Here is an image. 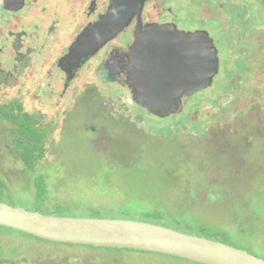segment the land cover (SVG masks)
Segmentation results:
<instances>
[{
    "label": "rangeland",
    "instance_id": "374dc122",
    "mask_svg": "<svg viewBox=\"0 0 264 264\" xmlns=\"http://www.w3.org/2000/svg\"><path fill=\"white\" fill-rule=\"evenodd\" d=\"M254 2L261 3L260 13L252 16L256 24L238 30L239 35L249 36L250 47H257L258 41L262 43L260 50L249 48L246 59L249 72L243 73L239 53L230 56L232 50L241 46L239 40L228 48L220 45L219 69L212 84L183 97L179 110L153 105L143 111L129 98L123 84L99 76L97 73L103 72L100 69L95 73L98 80L92 81L91 65H87L84 82L72 83L75 88L86 84L84 97L64 98L62 73L51 72L53 80H47L46 71L41 69H21L18 80L9 77L5 81L1 75L0 99L23 93L29 113L44 115L48 126L58 125L47 144L45 157L35 167L51 175L44 187L49 198L54 199L44 200L42 206L66 209L85 217L126 216L140 221L158 204L172 200L173 205L180 207L179 210L173 207L177 218L184 217L185 224L226 231L224 239L237 247L247 246L248 238L264 244V0H229V8L253 9ZM191 10L199 9L189 6ZM59 14L63 18L67 13ZM5 18L9 15L5 14ZM19 28L16 33L21 30L27 33L18 34L23 35L22 41H37L30 37L35 33L41 38L43 49L64 48L66 34L61 28L50 36L39 33L33 24ZM208 30L211 36L222 40L215 29ZM14 37L12 34L5 46L1 42L5 68H12L14 63L10 53ZM103 51L90 53L84 61L93 62L92 57L102 55ZM49 55L51 64L56 56ZM237 74L252 76L257 85L238 89V93L235 88L230 92L229 84L234 87L238 84ZM40 83L41 87L36 88ZM46 86L50 87L49 93ZM10 126L6 120H0V177L1 170L28 169L21 158L13 161V155L19 156L7 129ZM59 175L65 177H54ZM27 188L32 196L34 188L30 185ZM3 196L26 209L33 206L17 188H13L12 196ZM188 204L196 209L189 214L182 211ZM170 216L171 213L165 215ZM149 221L156 223L157 218L151 216ZM172 221L171 217L167 223L171 225ZM240 231H246L245 235H237ZM22 232L0 225V256L5 264H29L30 257L44 247L45 241ZM250 250L264 257V247ZM151 255L146 253L145 257ZM156 256L154 259L164 264H185L176 258Z\"/></svg>",
    "mask_w": 264,
    "mask_h": 264
},
{
    "label": "flooded vegetation",
    "instance_id": "af4514ba",
    "mask_svg": "<svg viewBox=\"0 0 264 264\" xmlns=\"http://www.w3.org/2000/svg\"><path fill=\"white\" fill-rule=\"evenodd\" d=\"M115 1H119V4ZM140 1L141 0H0V77L2 75L5 81L9 77H14V79L18 80L17 76L20 75L19 71L21 69H29V71L32 69L35 71L41 69L46 71L47 80H53L50 77L52 75L51 72L62 73V93L64 94V98L68 96H71V98L72 96L84 97L83 94L86 91V84L83 83L75 88L72 87V83L76 81L84 82L86 75H88V73H86L87 65H91L93 66L90 73L91 77L93 76L92 81L98 80L95 73H97V69H100L103 72L97 73L99 76L111 79L110 82L114 81L123 84L132 102L145 111L147 109L142 104L136 103L133 100V96L137 95L134 93L146 92L149 88V85L144 86L142 84L144 80L142 72L148 71L147 64H149V62H156V59L151 57V52L142 51L139 47L143 46L147 40H150L149 31L159 26H167L165 28V30L168 31L166 33L167 35L180 32L194 33L197 31H205L213 40L218 54V47L220 45L224 44L226 48H228L233 45L236 39L239 40L241 46L237 50H232L230 56L232 57L234 52L239 53L243 59V73L249 72V69L246 68V59L250 52L249 48L252 50L258 47L260 50L262 43L258 41L256 43L257 47H250L248 41L249 36L244 37L239 35L238 30L248 24H252L254 27L256 23L252 21V16L256 13H260L261 3L258 4L254 2L253 9L231 10L229 8L231 7L229 0H142V10L139 14L138 8L141 4ZM189 6H195L199 10L189 11ZM117 7L119 10L121 8L123 12L128 11V13H132L129 24L121 30V33L117 37L115 36L116 38H112L103 45L100 51H95V53H101L105 50L102 55L98 54L93 56V62H85L84 59L89 56V54L81 56L85 52V49L87 47H94L99 43L97 42L98 35L90 32L91 26L97 23L101 16L109 12L113 13ZM220 9L222 13H220ZM59 13L67 14L61 18ZM5 14H8L9 18H5ZM233 14H235V16H233ZM214 22H219V25L215 27ZM9 23H11L12 27L18 29L10 30L9 27L11 26H7ZM31 24L34 25L39 33H46L48 36L56 33L60 28L63 29L66 34L63 40L64 48L61 46V48L56 51L43 49L42 40L39 35L35 33H31L30 37L37 41L27 42V39L22 41V36H26L27 33L22 30L16 33L20 30L19 26L21 25V29H24V27ZM220 24H222L221 27ZM208 28L215 29V33L219 34L222 40L219 41L211 36ZM12 34H14L15 37L12 40V49L10 53L13 55L12 58L14 63L12 68H5L3 67L5 63L1 61V53L4 51L1 47V42L2 45L5 46L4 43H9V37ZM34 34L36 36H34ZM50 53L56 56V59L52 61L51 64H49L51 59ZM237 75L238 84L235 85V87L233 84H229L230 92L234 90V88L237 92L238 89L244 88L246 90L257 85V80L253 79L252 76L247 75L245 77L241 76V74ZM46 78L42 77V80H46ZM41 85L42 83L38 84L36 88L41 87ZM69 85L71 87H69ZM68 87L72 90H68ZM46 88L49 93L50 87L46 86ZM52 90L53 87H51V92ZM18 92L19 91H17V93ZM70 93L71 95H69ZM17 97L20 98L22 110L28 112L24 106L25 97L23 93L17 95ZM141 97H144L143 93ZM81 101L82 100L79 99V104H81ZM253 102L256 101L253 100ZM143 103H146L145 100H143ZM13 161H19V159L14 158ZM44 173L45 171L32 169L1 170V201L26 209V207L22 205L11 203L10 200L3 196H12L13 188H17L20 190L21 195L28 197L29 203L33 205L30 209L26 210L54 216L93 218L75 214L62 208L51 209L42 206V204L45 203L44 200L49 198L47 195L49 192L44 187V184L48 181V178L51 177V175H45ZM49 173L52 172L50 171ZM54 177L64 178L65 176L59 175ZM57 183L60 186L65 185V182ZM28 185L34 188L32 196L28 193ZM53 199L54 197H50L48 201ZM158 205L159 207L152 211L162 213V218L156 217V223L150 222L149 218L143 220L141 218L140 221L150 222L186 234L205 238H207L205 235L209 234L212 237L209 239L226 243L236 248L246 250L255 256L264 258L250 250L251 247L255 249L264 247V244H262L260 240L248 238L247 246L237 247L228 243L227 239H224L226 231L210 230L208 227L200 224H185L184 217L177 218L176 210H179L180 207H178V205H173L172 200H167L165 203ZM173 207L176 210H174ZM194 210L196 209L193 207V204L184 205L182 209V211L187 214ZM169 213H171V216L165 217V215ZM178 215H180V213ZM171 217L173 221L172 224L169 225L167 220ZM112 219L131 220L127 219L126 216H118ZM225 221L227 222V219ZM245 232L246 231H240L237 235L244 236ZM22 234L36 237L25 232H22ZM36 239L45 241L44 247L41 248V251L34 253L35 256L32 258L30 257L29 264H164L154 259V257H157L156 254L169 258H176L185 264H206L160 251L128 247L97 246L84 243H65L39 237H36ZM23 248H25V245ZM146 253L152 254L151 257H145ZM24 260H28V257H24Z\"/></svg>",
    "mask_w": 264,
    "mask_h": 264
},
{
    "label": "water",
    "instance_id": "95a60500",
    "mask_svg": "<svg viewBox=\"0 0 264 264\" xmlns=\"http://www.w3.org/2000/svg\"><path fill=\"white\" fill-rule=\"evenodd\" d=\"M140 3L139 14L143 1ZM131 18L132 13L118 7L101 16L90 28L92 34L98 35L99 43L87 47L81 56L102 48ZM166 27L149 31L150 40L139 47L151 52L156 62H149L148 71L142 72V84L149 85L142 92L144 97L136 92L133 98L145 108L155 105L179 110L183 97L212 84L218 73L219 57L207 32L167 35ZM0 225L57 242L160 251L206 264H264V258L246 250L144 221L54 216L0 201Z\"/></svg>",
    "mask_w": 264,
    "mask_h": 264
},
{
    "label": "trees",
    "instance_id": "16d2710c",
    "mask_svg": "<svg viewBox=\"0 0 264 264\" xmlns=\"http://www.w3.org/2000/svg\"><path fill=\"white\" fill-rule=\"evenodd\" d=\"M21 107L22 104L17 95L11 98L2 97L0 99V120H6V122L11 124L7 129L19 156L13 155L14 158H21V161L25 163L28 169L35 170V167L45 157L47 144L55 135L58 125L52 123V126H48L44 122V115L25 112ZM151 216L162 218L163 214L154 211L145 213L146 218ZM205 236L212 238L209 234ZM1 264H5L4 261L1 260Z\"/></svg>",
    "mask_w": 264,
    "mask_h": 264
}]
</instances>
